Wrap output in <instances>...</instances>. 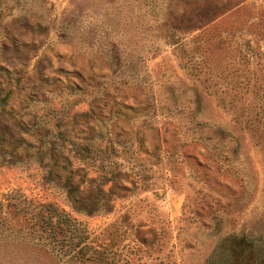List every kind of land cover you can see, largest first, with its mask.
Returning <instances> with one entry per match:
<instances>
[{
	"label": "rangeland",
	"instance_id": "374dc122",
	"mask_svg": "<svg viewBox=\"0 0 264 264\" xmlns=\"http://www.w3.org/2000/svg\"><path fill=\"white\" fill-rule=\"evenodd\" d=\"M0 99V264H264V0H0Z\"/></svg>",
	"mask_w": 264,
	"mask_h": 264
},
{
	"label": "trees",
	"instance_id": "16d2710c",
	"mask_svg": "<svg viewBox=\"0 0 264 264\" xmlns=\"http://www.w3.org/2000/svg\"><path fill=\"white\" fill-rule=\"evenodd\" d=\"M2 102V99H0ZM7 115V111L3 108L0 112V155L4 160L8 157L7 161L18 160L23 155L30 156L29 151L32 148L35 149V154L39 156L38 164L41 167L46 165H42L43 161L47 157V150H51L46 147L47 141L45 139L46 132L44 130V118H15L11 117L9 114L7 117H3L2 115ZM37 140V146H33L30 139ZM15 143V145H14ZM23 144L21 151H19L17 146ZM55 154H52L54 156ZM58 158L55 160L57 161ZM9 163V162H6ZM49 173L59 174L61 173L57 166H54L48 171ZM57 176V175H56ZM72 206L74 209L78 211H83L88 214L93 213L98 210L99 204L95 201H91L89 199H85L82 197L72 198ZM29 202V201H28ZM29 204L33 205L31 210L36 209L37 213L40 215L46 214L47 216L53 214L58 215L60 212L58 208L50 202L33 204L29 202ZM5 206L0 203V212L2 211V207ZM6 206L13 207L14 211L22 210L21 207H17V204H10L7 202ZM61 214V213H60Z\"/></svg>",
	"mask_w": 264,
	"mask_h": 264
}]
</instances>
